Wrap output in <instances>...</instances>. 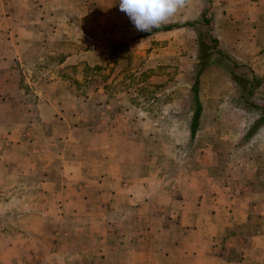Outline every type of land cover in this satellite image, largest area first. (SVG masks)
Masks as SVG:
<instances>
[{"label":"rangeland","instance_id":"obj_1","mask_svg":"<svg viewBox=\"0 0 264 264\" xmlns=\"http://www.w3.org/2000/svg\"><path fill=\"white\" fill-rule=\"evenodd\" d=\"M259 1L186 0L162 26L194 27L144 36L119 0H0V264H123L130 226L142 227L75 220L64 204L83 192L62 187L66 157L84 152L93 163L81 137L91 141L107 117L115 119L113 146L97 153L113 172L107 177L124 161L134 166L129 174L158 172L168 181L204 146L199 136L220 132L207 123L221 104L248 109L254 121L262 117L252 104L264 105V92L256 96L255 86L248 94L264 81V5L251 12ZM119 42L124 46L109 58L108 46ZM208 53L197 74L200 55ZM195 79L205 124L198 140L188 141ZM92 230L111 242L103 257L80 253ZM146 259L141 264H150Z\"/></svg>","mask_w":264,"mask_h":264},{"label":"crops","instance_id":"obj_2","mask_svg":"<svg viewBox=\"0 0 264 264\" xmlns=\"http://www.w3.org/2000/svg\"><path fill=\"white\" fill-rule=\"evenodd\" d=\"M255 4L251 12L261 13L264 0ZM256 91V96H261L264 81ZM234 93L229 81L225 97L230 100ZM201 107L203 111V102ZM214 113L215 119L207 125L220 132L217 136H199L204 140L198 142L204 146L194 151L190 165L185 161L175 177L168 174V181L158 172L129 174L134 166L124 161L117 162L116 176L107 177L113 172L99 156L101 149L113 146L109 136L115 119L103 118L104 129L96 130L91 141L81 137V145L87 144L83 150L93 151L94 162L83 152L82 156L66 157L60 170L66 179L62 187L66 183V189L83 192L81 200L68 198L64 207L71 210L75 220L81 218L88 224L139 223V230L130 226L132 236L122 254L123 264H141L143 258L150 264H166L164 258H172L174 264H264V188L258 183L259 163L264 164V122L251 142L243 146L245 133L255 122L249 112L225 103ZM204 124L200 118L193 141L198 140ZM88 234L82 257L105 256L109 250L104 251L111 247L107 233L92 230Z\"/></svg>","mask_w":264,"mask_h":264},{"label":"clouds","instance_id":"obj_3","mask_svg":"<svg viewBox=\"0 0 264 264\" xmlns=\"http://www.w3.org/2000/svg\"><path fill=\"white\" fill-rule=\"evenodd\" d=\"M186 0H119L120 11L125 12L137 31L153 32L173 18Z\"/></svg>","mask_w":264,"mask_h":264},{"label":"trees","instance_id":"obj_4","mask_svg":"<svg viewBox=\"0 0 264 264\" xmlns=\"http://www.w3.org/2000/svg\"><path fill=\"white\" fill-rule=\"evenodd\" d=\"M195 26V23L194 22H187L185 24H182V25H179V24H171V25H165V26H161L160 28H157V29H154L153 32L151 33H145L144 36H148V35H151L153 33H159V32H169V31H172V30H175V29H180V28H183V27H189V28H192ZM124 46V43L123 42H119L117 44H110L108 47L110 49H113V51L109 54V58L111 56H114L115 52H116V49L117 48H120V47H123ZM212 47H207V49H211ZM205 51V48H201V51L200 53H204ZM200 55V54H199ZM210 56V53L208 54H204L203 57H201L200 55V58L198 60V65L196 66L195 69L197 74L201 71L204 70L205 66H207L208 64H206V59ZM259 82L257 83V85H252V86H249V90H248V94L250 96H252V90H251V87H255V86H258ZM198 80H194L193 82V86L191 87V91H192V95H193V101H194V105H195V110H194V113H193V118L191 120V123L189 125V136H190V140L192 141L196 135V132L198 130V127H199V119H200V116H201V112H202V107H201V103H200V100H199V87H198ZM252 109L253 110H259L261 112H263L262 114V117H260L258 120H256L246 131L245 133V138H252L253 135L255 134V132L261 127V125L263 124L264 122V105H258V103L256 102H253L252 104ZM248 111V109H247Z\"/></svg>","mask_w":264,"mask_h":264}]
</instances>
